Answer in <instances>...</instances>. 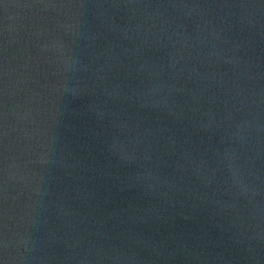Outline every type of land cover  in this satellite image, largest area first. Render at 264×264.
<instances>
[{"label": "water", "instance_id": "95a60500", "mask_svg": "<svg viewBox=\"0 0 264 264\" xmlns=\"http://www.w3.org/2000/svg\"><path fill=\"white\" fill-rule=\"evenodd\" d=\"M0 264H264V0H0Z\"/></svg>", "mask_w": 264, "mask_h": 264}]
</instances>
